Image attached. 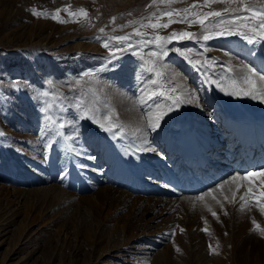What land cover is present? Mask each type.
Segmentation results:
<instances>
[{
	"label": "rangeland",
	"instance_id": "obj_1",
	"mask_svg": "<svg viewBox=\"0 0 264 264\" xmlns=\"http://www.w3.org/2000/svg\"><path fill=\"white\" fill-rule=\"evenodd\" d=\"M150 2L0 0V264H264V235L254 230L253 224L255 220L264 227V213L253 215L259 209L253 200L264 192V177L256 188L252 186L253 195L247 197L250 211H240L238 205L239 216H229L227 212L224 218L220 216L219 204H209L217 213V219L196 200L188 208L174 204L175 208L165 209L168 202L164 200L172 195L155 191L159 179H154L151 174L140 175L143 183L138 188L141 186V189H133L129 182L116 179L111 162L110 135L104 131L101 134L102 129L89 120H79L66 129L71 133L73 127L79 128L75 146L84 155L78 157L65 151L63 140L56 144L55 150L44 153L46 137L42 131L45 125L41 112L44 102L53 105L50 114L56 117L61 115L60 105H67L68 99L80 98L88 106L99 107V102L94 103L89 97L95 84L100 95L110 101L115 98V89L123 87L131 86L134 93L145 94V97L144 89L162 92L163 95L148 101L152 105L162 104L173 87L182 91L200 87L194 79L201 82L203 76L175 51L160 62L170 69L169 75L180 73L174 82L165 76L156 77L155 85L151 81L143 83L148 74L142 73L141 63L148 59L146 53L152 48H141L140 54L120 51L117 58L109 62V50L96 37L132 32L133 27L120 30L117 26L147 16L157 11V7L165 8L162 4L147 7ZM247 2L257 9L264 8V0ZM193 3L199 4L202 0H178L171 7L189 8ZM33 7L50 14L60 9V18L68 22L34 16L30 11ZM224 7L225 3H215L197 11H216ZM79 8L88 11V18L69 15V11ZM112 17H117L115 23H110ZM73 19L77 22H72ZM166 20L164 17L161 22ZM100 28H105L104 34L99 32ZM113 28L117 30L113 32ZM183 30L198 34L201 28L196 24L189 27L185 23H174L160 29L158 34L167 36ZM142 31L157 34L151 28ZM245 45L256 44H248L240 35H231L214 37L207 42L174 40L168 47L190 48L193 52L188 55L214 58L220 63L231 59L232 64L239 67L240 61L248 63L241 54ZM157 67L164 71L159 64ZM52 69L55 75L51 73ZM120 71L125 77L124 85L116 78L121 76ZM88 72L95 75H83ZM216 75H220L218 68ZM13 79L21 82L20 90L12 86ZM47 81H53V84L49 85ZM44 88L49 92L47 100L37 96L38 90ZM211 90L219 92L209 87L198 94L209 98L207 95ZM57 96L68 99L58 103L54 98ZM186 107L189 109L191 104ZM103 108L108 110L109 106ZM201 109L198 108L195 119L208 120L206 108ZM72 111L79 115L74 108ZM118 120L121 119L118 117ZM164 139L160 142L154 139L159 152L165 147ZM44 154L48 156L47 161L42 158ZM89 155L96 159H88ZM81 164L87 167L82 168ZM227 174L225 176H231V173ZM219 183L216 181L210 186ZM240 195L235 196L232 203L229 201H233V194L225 197L220 201L223 208L237 211L233 204ZM149 197L159 198V201L152 198L153 203H150ZM205 228L207 231H202ZM210 244L214 251L210 250Z\"/></svg>",
	"mask_w": 264,
	"mask_h": 264
},
{
	"label": "snow or ice",
	"instance_id": "obj_2",
	"mask_svg": "<svg viewBox=\"0 0 264 264\" xmlns=\"http://www.w3.org/2000/svg\"><path fill=\"white\" fill-rule=\"evenodd\" d=\"M178 2V0H151L147 7L157 6L158 4L165 5L164 9L157 7V11H154L147 16H141L138 20H129L126 24L118 25L120 30L127 27H133V31L125 33L124 35H112V36H97V40H101L102 46L109 50V62L117 58V53L124 50H131L134 54H140L138 51L141 48H152L153 50L146 53L148 59L142 61L141 71L147 72V77L143 80V83H148L151 81L153 85L157 83L156 77H165L171 79L173 82L179 77V72H173L169 75L170 69L164 64L160 63L165 58L169 56L171 51L178 53L192 69L198 74L203 76L200 82V87L197 89H191L182 91L179 88L173 87L172 90L167 94V99L170 101L163 107L154 104L153 107L157 108V111L152 112L151 109L145 113L147 116V129L155 132L161 127V122L165 117L169 116L170 113L179 111L181 106L186 104H198L199 95L201 91H207L209 87L218 89L227 96L231 97H246L250 96L252 99H259L264 102V67L257 68L252 65L251 61L248 63L240 62V66L236 67L232 64L231 59L227 63H220L216 59H208L204 57L203 59L194 58L188 53H192L193 49L190 48H176L170 49L168 47L174 40L183 41L190 40L194 42H207L214 37L219 36H231L240 35L248 44L255 45L264 41V8L257 9L247 0H202V3H193L189 8L174 9L171 4ZM215 3H225L226 7L222 10L216 11H197L198 8L211 7ZM233 5H235L233 7ZM31 14L37 17L51 18L57 20L59 23H66L68 21L61 19L59 16L60 9L56 10L55 14H50L46 11H40L33 7L30 9ZM68 11V9H65ZM131 15V13H128ZM69 15L73 18L80 15L88 18V11L84 8H79L75 11H69ZM167 17L166 22H161V20ZM212 18V19H209ZM117 17H112L110 23H115ZM147 21V22H146ZM72 22H77L73 19ZM174 23H185L189 27L196 24L201 28L200 33H193L191 31H173L170 35L164 36L159 35L160 29H166ZM151 28L157 34L153 35L142 31V29ZM117 28H113L112 31L115 32ZM99 32L101 34L105 33V28H100ZM135 40V43L133 41ZM113 41L118 43H112ZM206 52L207 49L205 48ZM255 55V52L252 53ZM227 55V53H226ZM147 67H144V65ZM163 68L164 71L158 70L157 65ZM115 67V66H113ZM217 68L219 69L220 75H216ZM83 75H95L94 72L84 73ZM0 82H2V77H0ZM47 84H53V81H47ZM12 86L18 90L21 89V82L19 80L13 79ZM27 86V85H25ZM147 93L145 96L138 97L141 106L148 103L149 100H155L157 95H163V93H158L155 89L152 92H147V89L143 90ZM179 93V94H178ZM37 96L49 97L48 91H39ZM59 103L61 99H68L67 97H54ZM53 105L44 102L41 107V112L43 114L44 128L42 131L45 133V143L43 145L44 153L48 151L55 150L56 144L60 140L64 141V150L68 151L76 156L84 155L83 152L77 151L75 146V141L78 138L79 128L73 127L71 133H67L66 129L70 126L75 125L79 120H89L105 132L111 133L113 136L119 139L120 134L124 131V126L118 122V114L113 118V113L106 110L100 109L98 107H90L83 103L80 98L75 101L68 99V104L60 105L61 115L53 117L50 113L52 111ZM78 112L79 115H76ZM71 117L68 119L67 117ZM2 135V133H0ZM59 138V140L57 139ZM140 143L137 145L138 151H149L156 152L157 149L148 140V136L145 131H140ZM128 149H125L127 152ZM43 160L47 161L48 156L43 155ZM88 159L95 160L96 157L89 155ZM80 167L86 168V164H81ZM264 177V166L254 169H247L243 173L236 172L233 173L231 177L227 180L221 181L218 185L213 186L206 192L200 194L195 198L196 201L203 202V206L211 213V215L219 219L217 213L213 211L212 207L205 201V197L212 196L220 208L223 209V204L213 196V193L218 189H223L225 184H232L233 182L240 181L241 183L236 184V191L244 187L243 181L249 180V177L255 176ZM253 195L252 182L249 180L248 186L240 195V211L251 210V205L247 201V197ZM236 193H233L234 202ZM253 203L259 208L261 213H264V192L261 193L259 198H255ZM227 215V212L224 211ZM254 230H258L261 235H264V227L253 220ZM183 231V230H181ZM202 231H207V228L202 229ZM210 250L212 249L211 244L209 245ZM217 247L219 243L217 242ZM179 251V249H177ZM214 251V250H213Z\"/></svg>",
	"mask_w": 264,
	"mask_h": 264
},
{
	"label": "bare ground",
	"instance_id": "obj_3",
	"mask_svg": "<svg viewBox=\"0 0 264 264\" xmlns=\"http://www.w3.org/2000/svg\"><path fill=\"white\" fill-rule=\"evenodd\" d=\"M261 46H264V41L252 47L250 45H245V49L243 53H241L247 62L251 61L252 65L257 68L264 67V47ZM253 52H255V55L252 54ZM49 66L52 67L50 63ZM51 73L53 75L56 74L54 70ZM120 73L122 76L123 71H120ZM121 76L116 77L118 82H122L125 78ZM180 82L182 83L181 79ZM194 82L200 83L196 78ZM40 91L47 90L44 88ZM98 91L100 90L97 88V85H93L90 91L91 93H89L90 99L94 103L99 102L98 108L100 109H104L103 107L106 105L109 106L108 111L113 113V118L118 114V117L121 119L120 121L118 120V122L124 126V131L120 134L119 139L109 132H105L104 130L99 131L101 134L104 131L110 135V142L112 145V148L110 147V150H112L111 162L114 164V176L116 179L129 182L130 187L133 189L142 188L141 186L138 188L139 184H141V182L143 183V180H140V175H142V173L151 174L154 179H159V185H156L155 191L158 193L165 192L166 194L169 192L172 195V197L164 200V202L170 203H166L168 206L166 208L164 207L165 209H171V206L174 207V204H178L177 207L180 208L191 207V204H194L197 196L212 188L210 184L216 181L217 183L218 181L221 182V180L217 178L226 177L222 180L224 181L231 177L233 173H243L245 170L253 168V165H256L255 168L264 166V149L259 147L257 150L253 151L250 156L243 158V154H241L242 149L236 145L235 135H229L223 128L224 124L235 122L242 129L248 120L255 117L256 120L259 121L260 126L258 130L254 127V131L258 133L261 145H264V102H261L259 99H252L250 96L240 98L231 97L225 95L221 91L215 92L211 90L208 92V94L211 93L210 95L206 94L209 98L203 95L199 96V103L191 104L189 109H187L186 105L181 106L179 111L170 113L169 116L165 117L161 122V127L157 131L152 132L147 129V116L145 113L148 112V107L152 106V112L157 111V108L153 107L150 103L141 106L138 97L142 95L145 96V94L134 93L135 91L131 86L123 87L122 89H115V98L110 101L111 99L109 100V98L106 99L102 97ZM101 94L103 93L101 92ZM119 95H123V97ZM44 98L46 99V97ZM87 101L91 103L90 100ZM169 102L170 101L167 100L165 96L159 107H163ZM90 107L93 106L90 104ZM202 107L204 109L206 108L205 111L208 112V120L195 119L197 118L195 115L197 114L198 108L201 109ZM212 107H214V109H212ZM203 108L201 110H203ZM141 119L146 121L143 122ZM94 125L98 126L97 124ZM202 127L210 128V135L205 134ZM140 131H145L146 134L149 135L148 138H152V140H148L155 148H157L158 144L155 143V140H159L160 142V139L166 138L164 139L166 140V142L164 141L166 144L164 149H162L163 151H138L137 145L140 143ZM215 138H217L218 144L211 143L212 139ZM207 144H211V146L214 145L213 147H215L216 151L208 148V150H205L203 156H199L197 160H194V162H196L194 164L191 156L196 152V147H198V152H200ZM126 148L128 149L127 152H125ZM223 148L224 150H221ZM100 149L103 148L101 147ZM210 156H214V159H217L215 162H212V164H208L209 159H211ZM146 157L150 158L151 161L147 160ZM171 157H174V159L171 160ZM193 166L195 168H193ZM228 172L231 173L229 177L225 176ZM261 178V176L257 175L255 177H249V180L252 182V186L256 188ZM249 180L242 182L244 187H242L239 192L236 191V184L241 182L237 181L232 184H225L223 189H218L216 191L217 193H213V196H215L217 200L222 201L225 197L234 192L237 193L236 197L239 193L242 195L248 186ZM142 190H144V188ZM109 191H111L110 188ZM173 196H177L178 198H173ZM152 198L159 201V198L149 197L150 203L153 200ZM205 201L208 204H214L216 202L212 196L205 197ZM156 202L157 201H154L155 204H157ZM240 203L241 201L238 199L233 204L237 208V211L232 209L235 213L231 212V210L226 207L223 209L220 208L219 211H222L220 216L224 218L227 217L224 216V211L228 212L229 216L234 214L237 215L239 212L237 206L240 205ZM155 204L153 206H155ZM261 214L263 213H261L259 209L253 213L254 216H259Z\"/></svg>",
	"mask_w": 264,
	"mask_h": 264
}]
</instances>
